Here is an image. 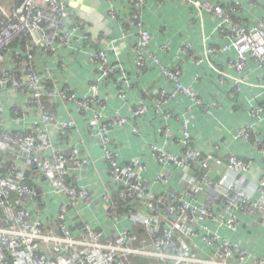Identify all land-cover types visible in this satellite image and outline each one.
<instances>
[{
    "label": "crops",
    "instance_id": "crops-1",
    "mask_svg": "<svg viewBox=\"0 0 264 264\" xmlns=\"http://www.w3.org/2000/svg\"><path fill=\"white\" fill-rule=\"evenodd\" d=\"M64 1L71 22L83 25H73L77 30L72 31L70 44L52 40L48 51L37 47L36 66L50 78L48 89L68 92L80 101L92 100L95 94L99 99L80 112L69 99L43 98L45 109L56 120L46 133L50 147L40 155L49 159L65 156L71 173L67 183L87 193V198L69 207L68 227L74 230L86 224L105 238L125 230L134 232L136 225L124 211H117L119 219L110 217L106 196L112 180L107 146L118 166L140 178L146 193L159 198L177 193L198 209L212 206V218L198 216L185 225L191 253L206 260L216 258L217 247L205 242L215 236L240 245L252 259L264 262V213L235 207L238 191L255 202L264 200L259 186L264 179V68L250 57L242 72L236 70L238 52L232 38L221 33L222 19L213 10L221 6L236 24L252 26L264 20V0H142L139 6L137 0ZM1 6L8 14L18 7L13 0H4ZM136 14L152 37L145 68L137 62L140 34L132 20ZM18 52H12L13 59H18ZM99 52L117 68L109 79L102 76V63L96 57ZM168 73L178 74L177 79ZM178 86L190 95L180 94ZM0 104L10 131L18 129L12 113L15 108L26 111L23 129L41 122L37 113L26 110L23 94L0 90ZM141 108L144 112L138 115ZM96 117H101V125L118 118L126 123L114 125L104 145L92 126ZM69 123L72 128L63 131L62 126ZM242 130L249 131V138L240 136ZM187 134L190 140L184 145ZM156 149L179 158L212 154L228 162L235 157L249 169L239 173L214 166L209 177L219 183L229 175L236 190L204 186L194 195L205 173L196 160L190 169L166 166L169 184L165 185L158 181L164 166L155 158ZM8 154L19 156L17 151ZM34 171L32 178H38L39 170ZM47 181L42 177L39 182L43 197L36 209L39 218L50 223L44 229L58 234L53 228L68 198L54 193ZM230 221L236 223L234 229L227 226Z\"/></svg>",
    "mask_w": 264,
    "mask_h": 264
},
{
    "label": "built area",
    "instance_id": "built-area-1",
    "mask_svg": "<svg viewBox=\"0 0 264 264\" xmlns=\"http://www.w3.org/2000/svg\"><path fill=\"white\" fill-rule=\"evenodd\" d=\"M20 1L21 4L14 12L8 14L1 6L4 0H0V90L25 95L28 104L26 110L37 113L41 122H35L31 129H23L21 124L26 111L15 108L12 113L18 129L10 131L5 126L0 104V264H132V260L138 257L157 260L161 264H264L263 261L252 259L240 245L221 241L215 236L205 238V242L210 247H217L216 258L206 260L191 253L185 239V225L191 218L198 216L212 218V206L198 209L177 193L161 198L146 193L140 178L131 170L127 171L118 166L107 146L104 147L112 180V186L106 196L110 217L119 219L120 214L117 211L123 209L126 217L136 226L146 228L147 237L139 242L138 235L125 230L112 238H105L86 224L74 230L68 227L69 207H75L81 199L87 198V193H80L67 183L71 173L65 156L49 159L40 155L50 147L46 133L56 120L55 116L45 109L43 98L47 96L69 99L77 103L80 112L91 103L97 104L99 99L95 94L92 100L80 101L68 92L48 89L50 78L36 66L37 47L48 51L52 40L70 44L74 36L72 31L77 30L73 25L80 28L83 25L71 22L70 10L65 1ZM141 3L142 0H137V6ZM213 10L222 19L221 33L232 38L233 46L238 52L236 70L242 72L250 57L260 62L264 68V20L252 26L236 24L221 6H214ZM132 20L140 34L136 45L137 62L141 68H145V55L152 37L145 30L140 15H133ZM40 35L43 36L42 39ZM18 42L23 44V50L17 53L18 59H13L12 49ZM96 57L102 63V76L111 78L117 68L108 63L103 52H99ZM168 76L177 79L178 74L168 73ZM178 91L180 94L190 95V92L181 86H178ZM143 112L144 109L141 108L137 114ZM125 123L126 120L118 118L112 123L101 125V117H96L92 126L97 129L98 137L106 145V136L110 129L114 125ZM70 128L72 123L62 126L63 131ZM240 136L249 138L250 133L248 130H242ZM189 140L187 134L183 144L187 145ZM14 151L19 152L18 157L8 154ZM76 154L75 151L74 158ZM155 158L164 166L158 181L165 185L169 184L166 166L175 165L178 168L190 169L192 162L196 160L200 170L205 173L200 176L198 185L193 190L194 195H198L204 186L212 189L220 185L227 186L229 190H236L229 175L224 176L219 183L209 177L214 166H223L228 172L239 173L249 169L246 163L235 157L224 162L212 154L202 157L188 154L179 158L163 149H156ZM19 162L23 165L16 164ZM32 168L39 170L38 178L36 175L32 178L31 172H36ZM42 177L47 178V183L54 193L68 198L53 228L58 234L46 231L50 223L41 220L37 213L38 199L43 197L39 189ZM259 186L264 190V179ZM235 207L248 213H264V200L255 202L248 194L238 191ZM235 225L234 221L227 223L231 229H234Z\"/></svg>",
    "mask_w": 264,
    "mask_h": 264
},
{
    "label": "trees",
    "instance_id": "trees-1",
    "mask_svg": "<svg viewBox=\"0 0 264 264\" xmlns=\"http://www.w3.org/2000/svg\"><path fill=\"white\" fill-rule=\"evenodd\" d=\"M13 2H14V4L15 5H17V6H19L20 4H21V1L20 0H13ZM23 46V44H21V43H16V44H14V48L12 49V52L14 51V50H23V48H22V46ZM47 87H49L50 88V86H49V84L47 85ZM33 169V168H32ZM34 170V169H33ZM122 211H124L123 209H121ZM124 213H125V211H124ZM134 233L136 234V235H138V238H139V242H141V240L142 239H144V238H146L147 237V233H146V228L145 227H143V226H141V225H138V226H135L134 227ZM133 264H161V263H159L158 261H156V260H152V259H145V258H134V260H133Z\"/></svg>",
    "mask_w": 264,
    "mask_h": 264
}]
</instances>
